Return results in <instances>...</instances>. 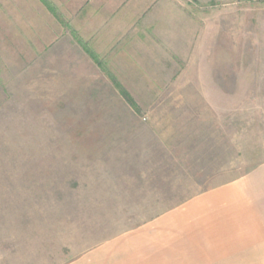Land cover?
Returning <instances> with one entry per match:
<instances>
[{
  "label": "rangeland",
  "instance_id": "obj_1",
  "mask_svg": "<svg viewBox=\"0 0 264 264\" xmlns=\"http://www.w3.org/2000/svg\"><path fill=\"white\" fill-rule=\"evenodd\" d=\"M38 2L0 0V264H63L105 241V176L157 185L136 189L157 203L111 214L131 228L263 164L264 0H155L141 20L172 59L117 78L55 52Z\"/></svg>",
  "mask_w": 264,
  "mask_h": 264
},
{
  "label": "crops",
  "instance_id": "obj_2",
  "mask_svg": "<svg viewBox=\"0 0 264 264\" xmlns=\"http://www.w3.org/2000/svg\"><path fill=\"white\" fill-rule=\"evenodd\" d=\"M154 1L39 0L38 3L40 12L53 14L57 30L55 52L68 43L71 53L76 50L83 55L80 60L100 62L96 64L105 70V76L117 78L143 75L141 70H151L142 61L172 59L163 48L167 44L152 43L155 36L152 30L157 29L158 23L141 20ZM155 69L162 73L150 75L171 74L167 68ZM167 121L166 125H175L173 121L169 124L170 118ZM175 130V126L171 128V137L165 141L174 137ZM240 178L235 176L226 185H212L208 191L188 195L176 202V207L145 223L118 228L111 224V214L124 205L157 203L142 200L152 198L150 192L136 191L154 189L157 185L140 178L126 180L124 175L117 180L105 176V241L63 264H230L242 253H248L247 257L240 258L253 264L252 254L264 252V162L252 174ZM156 197L153 195V199Z\"/></svg>",
  "mask_w": 264,
  "mask_h": 264
},
{
  "label": "trees",
  "instance_id": "obj_3",
  "mask_svg": "<svg viewBox=\"0 0 264 264\" xmlns=\"http://www.w3.org/2000/svg\"><path fill=\"white\" fill-rule=\"evenodd\" d=\"M115 83H117V85L121 88L120 90H121V92L123 93V95L125 96V99L135 108V109H137L136 108V103H135V101L133 100V98L131 97V95L125 90V89H123V87L120 85V84H118V82H115Z\"/></svg>",
  "mask_w": 264,
  "mask_h": 264
}]
</instances>
